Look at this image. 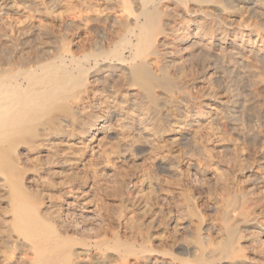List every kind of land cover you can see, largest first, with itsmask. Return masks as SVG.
I'll return each instance as SVG.
<instances>
[{"label":"bare ground","instance_id":"obj_1","mask_svg":"<svg viewBox=\"0 0 264 264\" xmlns=\"http://www.w3.org/2000/svg\"><path fill=\"white\" fill-rule=\"evenodd\" d=\"M262 61L264 0H0V264H102L99 254L91 256L93 248L126 258L147 254L145 260L155 263L148 247L137 251L117 236L93 244L74 238L67 215L95 196L80 177L85 162L104 156L105 172L112 171L117 165L112 167L110 158H128L135 135L152 146L162 122L170 124L162 132L168 145L186 131L205 159L212 149L196 145L202 131L220 154L232 151L243 158L237 152L239 139L257 148L259 164L249 168L243 182L234 178L239 182L232 179L223 188L216 219L214 215L206 223L192 214L194 222L182 225L192 232L193 264H256L251 256L264 259V223L259 222L264 219V96L257 91L264 89ZM188 67L210 80L202 100L189 92ZM218 81L224 84L222 96L214 85ZM137 107L145 113H132ZM171 109L177 111L175 117L169 115ZM244 118L254 126L245 127ZM222 121L229 122L233 139L223 140L213 131ZM130 125L136 133L132 136ZM166 152L165 161L176 170L178 156L170 148ZM154 214L148 206L141 216ZM170 223L161 225L163 231ZM182 225L176 221L173 226ZM248 227L262 232L245 233Z\"/></svg>","mask_w":264,"mask_h":264},{"label":"rangeland","instance_id":"obj_2","mask_svg":"<svg viewBox=\"0 0 264 264\" xmlns=\"http://www.w3.org/2000/svg\"><path fill=\"white\" fill-rule=\"evenodd\" d=\"M241 30H244V28L242 29V27H241ZM81 35L82 36L84 35V37H86V35L83 34V33H80V37H81ZM263 64H264V61H262V63H260V66H261L260 67V69H261L260 70V72H261L260 76H261L262 79H264V66H263ZM188 68H186L187 71L185 70V72H186L185 75L187 74L188 75L187 78L188 77L190 78V79L188 78V80H189V92L192 95V97H195V98L199 99V98H201V96L203 95L205 90L210 86V80H208L206 78H203L201 72L198 71L196 68H193V67L192 68L188 67ZM190 69H192V71ZM192 73H194V75ZM192 75H193V77H192ZM206 80L209 82L208 84H207ZM190 81H192V82H190ZM217 84H218V86H217ZM202 85H204V87ZM205 85H207L208 87H206ZM214 85H215L216 88L218 87L217 90L219 92L218 93L219 96H222L224 94V86H223L224 84H222V82L218 81V83H216V84L214 83ZM199 87H201V89ZM196 88H198V89H196ZM233 88H230V89H233ZM194 90L195 91L197 90L196 92L199 93V94L196 95L197 93H195ZM261 90L262 89H259L257 91H258L259 95L262 97V96H264V89L262 91ZM200 92L202 94H200ZM194 94H195V96H193ZM200 100H202V98ZM132 113H134L136 116L137 115L140 116V115H143L145 113V111H144V108L137 107V108H135L132 111ZM169 115L171 117H175L177 115V111L175 109H171L169 111ZM110 118L113 119L114 117H110ZM242 121H243V124H244L245 127L254 126V124L248 122V120L246 118L242 119ZM160 126H161V128H160L161 131H159L156 134L155 139L153 140V145L152 146L146 144L145 140L141 136H140L141 137L140 138L139 136L135 135L136 144H134V146L132 147V149L130 151L131 155L129 154L128 158H123V159L110 158L109 159V163H111L110 165L112 166V164H114L112 167L117 165L110 172H108V171L105 172L106 170H104V168H103L104 167L103 164H105L106 162H105V158H103L104 156H102V155H101L102 156L101 158L99 156H97V155L94 156L96 158L99 157V159H101V160H98V159L93 157L92 158L93 160L90 159L89 161L84 163L85 166L88 165V167L83 166V169L85 170V168H87L89 172H87V171L84 172V170L80 169V174H81V172H83L84 174H81V176L79 174V176L84 180V186H86L87 189L91 188L90 189L91 198H93L94 195L95 196H94L93 199L90 198L91 201L88 199L90 201V203H88V204H84V203L80 202L77 205H74L73 208H75V209L71 210L72 213L70 212V214L67 215L68 216L67 217L68 221L70 220L69 223L71 224V226H73V231L70 234L74 238H77V239H87L85 241H87L89 243L91 242V244H93L94 242H96L98 240H112L114 238V236H115V238L117 236V239H120L121 241L125 240V242L127 241V243L130 242L129 244L134 246V249L137 250V251H140L141 246L142 247H148V249L152 251V254L154 255V259L156 260L155 263H153V264H193V257L192 256H193V251L194 250H193V246H192V244H193L192 232H191V230L189 228H187L185 225H182V224H184V223H186L187 221H190V220L194 222L195 217H193L192 214L197 215L198 217H200L206 223L208 221L214 220V215H216L215 216V219H216V217H217V214H216L217 213V208L219 206V202L217 201V199L220 198L223 195V192H224L223 188L230 186L231 183H233V180H235L234 178H236V179L239 178L237 180H239L240 182L235 180V181H237L239 183L243 182L244 179H246V177L249 175V172H248L249 168L250 167H254V166L259 164L260 157L257 154V148L255 146L245 145L242 142V140H240V139H239V141H238V139L236 140V141H238V142H236V144L238 145L239 148L242 147L244 149L241 148V150H239V148L237 147V150H238L237 152H239V153L242 152L244 154L243 158L242 157L239 158L237 153H235V155H234L233 154L234 152H232V151L231 152H222V154H220L221 151H219L218 148L214 147L216 149V151H214L215 149L212 146V145H214L213 144L214 140L211 139L212 140L211 141L210 138H207L205 132L202 131L200 133V135L206 136L205 139L207 141L205 140L203 142V139H204V136H203V139L200 138V139H198L196 141V145L197 146L199 145L198 146L199 148H201L202 145H203V148H204L205 151H206V149H207V151L209 149L210 150L212 149L211 150L212 153H213V151L215 152V153L212 154L211 151L210 152L206 151L208 153V155H209V158L205 159L204 156L200 153V151L197 148L195 149L193 147V144L189 140L186 131H183V132L177 134L175 136V139H174L172 145L170 146L166 142L165 134L162 133L164 131H168L169 130L170 124L168 122H162L159 125V127ZM214 127H213V131L217 135L221 134L220 136H218L221 139L227 140V139H233L234 138L233 134H232V131H231V126H230L229 122L222 121L221 123H219L217 125H214ZM224 129H226V130H224ZM132 130H133L132 129V125H130L129 126V134H130V136H132V134H136L135 131H132ZM224 131H226V132H224ZM228 132L229 133L231 132V133L228 135ZM208 140H210L211 142H209ZM138 141H140V142H138ZM155 141H156V143H155ZM205 142H206V144H205ZM240 142H241V144H240ZM164 143L166 145H164ZM207 147H209V148H207ZM150 148H151V150H150ZM152 148H154V150H152ZM168 148H170V151L174 152V154H176L178 156V162L175 165L176 166L175 167L176 170H174L165 161L164 156L166 155V153H167L166 151L168 150ZM192 148H193V150H192ZM189 149H190V151H189ZM242 150H244V152ZM180 152H181V155H180ZM217 152H219V154ZM223 153H224V155H223ZM214 154H216L215 157H213ZM222 156H223V158H222ZM159 157L162 159V161H161V159ZM211 157H213V159ZM218 157H219L220 161L218 159H216V160H218L220 163L217 161L218 162V164H217L215 158H218ZM229 157H231V158L229 159ZM131 159H132V161H131ZM196 159H198L197 161H199V162H197ZM232 159H233V162H229V160L231 161ZM151 160H153V161H151ZM256 160H258V161H256ZM110 161H112L113 163L110 162ZM114 161H117V162H114ZM234 161L236 163L238 161L237 164L238 165H244L245 168L242 167V169H241V167L235 166L237 164ZM102 162H103V164H102ZM201 162H202V164H201ZM228 162L230 163V164H228L230 166V168L227 167L228 166L227 165ZM198 163H199V165H198ZM100 164L102 166H100ZM223 164H226V165H223ZM118 166H119V168H118ZM226 167H227V169H226ZM98 169H99V171H98ZM234 169H236V170H234ZM91 170H93L94 172L91 171ZM118 170H120V171H118ZM100 171H101V173H100ZM116 171L118 173L120 172L119 174L122 175V177L120 175H117V177H118L117 178L116 177V174H117ZM214 171L217 172L216 175H215ZM114 172H115V178H113ZM182 173H184V174H182ZM243 173H245V174H243ZM90 174L93 175V176H91ZM99 174H101L102 177ZM127 175H129V176H127ZM181 175H184V176H181ZM213 175H214V177H213ZM241 176H242V178H241ZM217 177H218V179H217ZM91 178L92 179L94 178L93 179V181H94L93 183H91L92 182ZM227 178H229V180H230V182H227L229 185H227V183H226ZM118 180L121 181V184H119ZM166 180L167 181L170 180L168 182L169 183L171 182V186H169L170 184H168V182H166ZM104 181H106V182H104ZM199 181H201L200 182L201 184L199 183ZM209 181H210V183H209ZM212 181H214L215 183L212 182ZM99 182H100V184H99ZM162 182H165V184L162 183ZM183 182H185V183H183ZM219 182H220V184H219ZM157 183H158V185H157ZM161 184H163V185H161ZM176 184H178V185H176ZM179 184H180V186H179ZM91 185H92V187H91ZM215 185H217V186H215ZM185 186H186V188H185ZM161 187H162V189H160ZM106 188L110 192L109 195L107 194L108 191H105ZM163 189H164V191H163ZM181 189H182V191L184 190L183 193H181L182 192ZM219 189L220 190L222 189L221 190L222 192L219 191ZM93 190L97 191L98 194L97 193H93ZM101 191H102V193H101L102 195H100V193H99ZM168 192H169V194H168ZM180 193H181V196L183 195V198L179 196ZM110 194H112V195H110ZM118 194H119V196H118ZM113 195H114V198H113ZM155 196H156V198H155ZM96 197H98V200L96 199ZM183 199H185V200H183ZM176 200H177V202H176ZM189 200H190V202H189ZM94 202L96 203V205H95ZM167 202L168 203L170 202V203L168 204ZM100 203H101V205H100ZM121 203H123V204H121ZM80 204H81V207H80ZM153 204H154L155 208L153 207ZM191 204H193V205H191ZM124 205H125V207L123 208ZM95 206H97V207H95ZM148 206L151 207L152 213L154 212L155 214H154V216L153 215L150 216L151 218L148 217V216L146 218H142L141 215H142L143 211L148 208ZM108 208H109V210H108ZM103 210H104V212H103ZM173 210H175V211H173ZM89 211H92V212H89ZM97 212H98V214L95 215V213H97ZM114 212H116V213H114ZM178 212H179V214H178ZM191 212H193V213H191ZM116 214L118 216L117 220H116V217H117ZM121 214H122V217H121ZM176 214L179 215V216H177ZM72 215H73V217H72V219H70ZM75 215H76V217L77 216L78 217L76 218ZM92 215H94V216H92ZM202 216H204L206 218H203ZM179 217H180V219H179ZM104 220H105V222H104ZM71 221H72V223H71ZM176 221L179 224L182 225L181 227H184V226L185 227L184 228H181V227L180 228H176V227H174L173 225H174V222H176ZM75 222H77V223H75ZM82 222H84V223H82ZM124 222H126V224ZM142 222H143V224H142ZM164 222L165 223H168V222L170 223L171 222L170 226H168V228H170V229H168L166 227V230L163 231V228H162L161 225ZM259 222L264 223V219L260 218ZM142 225L143 226L145 225V226L143 227ZM129 227H131V229ZM136 227H139L141 230L139 228L136 230ZM142 227H143V230H142ZM127 228L130 229V230H128ZM132 228H133V231H132ZM171 228H174V229H171ZM85 229L87 230L86 231L87 233H85ZM123 229H125L126 231L123 230ZM203 229H204L203 231H205L206 228L203 227ZM245 229H246L245 233H249V232L257 233V232L260 231L259 229L251 228V227H248V228H245ZM74 230H75V232H74ZM78 230H79V234H77ZM91 230H93V231H91ZM95 230H97V231H95ZM111 231L113 232L112 234H111ZM141 231H142V233H141ZM171 231H173V233ZM260 232H262V231H260ZM83 233H84V236H83ZM90 233H91V235H90ZM206 233H208L209 235L213 236V232L212 231H206ZM85 234L87 236H85ZM129 234L132 235V236H130ZM159 234H160V236H159ZM168 234H169V236H168ZM119 235H121V237ZM162 235H164V236H162ZM173 235H175V236H173ZM90 236H91V238L89 239ZM138 236H139V238H138ZM140 236H142V237L144 236L143 240L141 239L142 241L140 240V238H141ZM94 237H95V239H94ZM133 237L135 238V240L133 239ZM168 237H170L169 238L170 240H168ZM128 238H129V240H127ZM92 240H94V242ZM131 240H132V242H131ZM171 240L174 241V244H173V242H171ZM166 241L168 243H166ZM139 244H140V246H138ZM104 251L105 250L101 251L102 252L101 253L99 250L93 248L92 251H91V256L94 255V256L98 257V254H99V258L103 259V261H104L103 263L104 264H147V263L148 264H152L148 259L145 260V257L147 256V254H145V255L143 254L144 258H143L142 255H140L139 257L128 256L127 258H126V256L125 257L123 256L124 257L123 258L122 256H119V255L115 254L111 250H108V251L106 250V254L103 253ZM159 251H161L162 253L159 252ZM107 252H108V254H107ZM95 253L97 255H95ZM157 256H160V257L158 258ZM175 256L177 258L179 257L180 259L177 260V258H175ZM169 257H171V258H169ZM164 258H165V261H164ZM172 258H173L174 262L173 261L171 262ZM251 258L254 259V260L253 259L252 260L256 264H259V263L261 264L262 261H263L262 264H264V259H261L259 256H255V257L251 256ZM256 258H257V260H256ZM141 259L144 260V261L141 262L140 261ZM137 260H138V263H137Z\"/></svg>","mask_w":264,"mask_h":264}]
</instances>
